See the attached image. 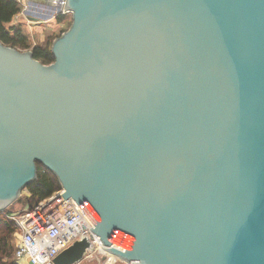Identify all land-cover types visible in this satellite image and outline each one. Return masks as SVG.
Wrapping results in <instances>:
<instances>
[{"label": "water", "instance_id": "1", "mask_svg": "<svg viewBox=\"0 0 264 264\" xmlns=\"http://www.w3.org/2000/svg\"><path fill=\"white\" fill-rule=\"evenodd\" d=\"M63 11L52 64L0 43V212L38 163L64 193L27 228L69 198L121 263L264 264V0Z\"/></svg>", "mask_w": 264, "mask_h": 264}, {"label": "built area", "instance_id": "2", "mask_svg": "<svg viewBox=\"0 0 264 264\" xmlns=\"http://www.w3.org/2000/svg\"><path fill=\"white\" fill-rule=\"evenodd\" d=\"M65 0H52V11L56 16H70L69 12L63 11ZM65 29L66 23L58 25ZM64 192L62 189L54 192L50 197L38 202L33 209L27 207L17 214H11L16 234L13 248V256L17 262L23 261L26 264H53L54 258L62 251L71 246L75 241L86 239L91 245L83 260L91 258L94 254L108 256L102 250L99 239L92 234L94 225L72 199H65L28 228L24 222L38 213ZM91 229V230H90ZM108 259V257L104 258ZM81 261V262H82ZM79 262L78 264H80ZM120 263L115 260L111 264ZM103 264H109L104 261Z\"/></svg>", "mask_w": 264, "mask_h": 264}, {"label": "trees", "instance_id": "3", "mask_svg": "<svg viewBox=\"0 0 264 264\" xmlns=\"http://www.w3.org/2000/svg\"><path fill=\"white\" fill-rule=\"evenodd\" d=\"M21 9L20 3L16 0H0V43L19 51H31L33 58L43 65L52 64L54 62L50 51L52 41L66 30L59 28L46 37L43 45H32L21 27L12 23L13 18L20 13ZM56 21L57 25L67 22L70 26L71 20L58 15ZM58 190L60 186L56 177L37 163L36 180L23 190L28 192V197L24 199L21 206L25 205L28 209H33L38 202L50 197ZM9 217L7 210L0 212V264H18L13 256L14 248L10 240L16 230Z\"/></svg>", "mask_w": 264, "mask_h": 264}, {"label": "crops", "instance_id": "4", "mask_svg": "<svg viewBox=\"0 0 264 264\" xmlns=\"http://www.w3.org/2000/svg\"><path fill=\"white\" fill-rule=\"evenodd\" d=\"M21 5V11L13 18V24L19 25L23 30L26 28L32 32L31 36H28L32 45H43L46 41V37L51 33L57 31L56 17L52 11V0H16ZM46 26L54 27V30L46 33ZM44 27V28H43ZM59 27V26H58ZM15 236V235H14ZM17 238L14 237L12 245H14ZM18 264H26L23 261Z\"/></svg>", "mask_w": 264, "mask_h": 264}, {"label": "rangeland", "instance_id": "5", "mask_svg": "<svg viewBox=\"0 0 264 264\" xmlns=\"http://www.w3.org/2000/svg\"><path fill=\"white\" fill-rule=\"evenodd\" d=\"M68 19L71 20V16H68L67 17ZM66 23V26H65V29L63 30H67L69 28V24L67 25V22ZM50 26H46V33L48 32H51V30L53 31L54 30V27H51L49 28ZM44 28V27H43ZM57 29H59V27L57 26ZM23 32L26 33L28 36H31L32 32L28 31L26 28L23 29ZM28 197V192L27 191H22L21 194H20V197L18 198V202L16 201L11 207H9L7 209V211L9 212V215L11 214H17V213H21L27 206H21V203L24 202V199ZM17 232L15 231V234ZM14 235L13 237L10 239L11 240V244L14 240ZM115 246L121 248V249H125L123 247H120L116 244H114ZM107 258L108 256H104L102 254H94L91 258L87 259V260H83L80 264H103L104 261H107L106 259L104 258ZM116 264H124V263H116Z\"/></svg>", "mask_w": 264, "mask_h": 264}, {"label": "bare ground", "instance_id": "6", "mask_svg": "<svg viewBox=\"0 0 264 264\" xmlns=\"http://www.w3.org/2000/svg\"><path fill=\"white\" fill-rule=\"evenodd\" d=\"M115 260H116V257H114V256L108 254L107 262H108L109 264H111V263L114 262Z\"/></svg>", "mask_w": 264, "mask_h": 264}]
</instances>
